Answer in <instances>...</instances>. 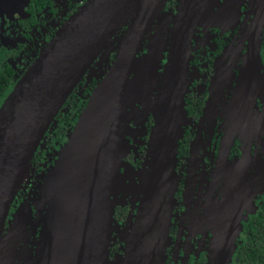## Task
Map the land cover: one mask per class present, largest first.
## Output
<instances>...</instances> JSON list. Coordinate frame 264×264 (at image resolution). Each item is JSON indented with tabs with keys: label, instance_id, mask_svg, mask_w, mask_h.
<instances>
[{
	"label": "flooded vegetation",
	"instance_id": "obj_1",
	"mask_svg": "<svg viewBox=\"0 0 264 264\" xmlns=\"http://www.w3.org/2000/svg\"><path fill=\"white\" fill-rule=\"evenodd\" d=\"M85 1L2 0L0 104ZM130 20L111 35L73 85L44 130L31 163L40 157L42 141L53 145L67 139L94 89L119 51L126 48ZM159 29L161 54L146 106L141 102L142 91L134 93L136 86L123 89L126 77L134 79V64L121 87L126 97L136 98L132 107L122 110L124 149L118 170L121 175L126 172L128 183L117 191L119 198L106 226L109 232L102 264L125 263L130 228L140 209L142 172L158 105L170 96L163 82L168 66L175 81L174 105L183 111L173 118L179 125L161 264H223V253L219 261L214 256L225 249L220 241L228 235L233 236V245L225 264H264V0H155L153 11L139 32L135 31L133 60L144 57ZM61 123L64 128L56 140L55 129ZM55 157L48 158L53 161ZM49 164H43L45 171L37 174L44 179L42 190ZM30 188L21 203L30 205L37 231L32 233L28 219L26 234L20 232L25 240L21 244L24 261L35 254L40 217L49 206L47 199L42 201L39 188L37 194V186ZM17 206L18 201L11 202L6 220ZM216 229L223 230L218 245L214 243ZM153 257L141 258L138 264H153Z\"/></svg>",
	"mask_w": 264,
	"mask_h": 264
},
{
	"label": "water",
	"instance_id": "obj_2",
	"mask_svg": "<svg viewBox=\"0 0 264 264\" xmlns=\"http://www.w3.org/2000/svg\"><path fill=\"white\" fill-rule=\"evenodd\" d=\"M145 2L146 0H86L56 32L1 102L0 243L10 204L44 130L83 71L127 19L126 10L131 7L139 9ZM136 42L137 38L129 50L122 48L119 51L106 77L94 89L67 141L59 150L61 152L63 147L67 146L68 149L70 146L57 187L58 193L62 191L63 194H54L52 211L48 212L47 218V211L43 214L38 236V240H41L40 256L35 264H101L106 260L108 231L105 234L103 231L107 222L109 223L113 206L106 210L105 201L110 185L108 175L111 177L117 171L116 153L113 151L118 148L119 142L115 127L122 104L121 87L131 62H134L136 91H140L141 83V91L147 84L150 87L161 54V47H154L152 44L153 47L150 46L144 57L133 60ZM181 111L182 106H173L170 118L171 137L166 145L161 146L157 158L152 161L150 147L143 169L146 173L151 162L157 164V170L151 175L154 174V179H157L161 188V200L156 206L161 213V222L159 231L154 234L156 251L153 264L162 263L179 125L173 118H177ZM110 147L114 149L110 150ZM55 166V179L50 184H53L52 189L56 184L59 167L56 160ZM110 181L112 182V178ZM27 205L21 203L12 213L13 228L20 229V232L29 216ZM22 213L24 217L21 218ZM15 229L10 232L17 237ZM134 233L132 255H140L141 258L142 252H149L153 241L151 242L146 225ZM225 237L220 241L225 244L222 251L223 264L229 259L230 245H233V236ZM28 260L21 264H31ZM12 262L11 257L6 259L5 256L1 264Z\"/></svg>",
	"mask_w": 264,
	"mask_h": 264
},
{
	"label": "bare ground",
	"instance_id": "obj_3",
	"mask_svg": "<svg viewBox=\"0 0 264 264\" xmlns=\"http://www.w3.org/2000/svg\"><path fill=\"white\" fill-rule=\"evenodd\" d=\"M11 3H14L15 0H10ZM154 1L155 0H146L145 4L139 8V9H133L128 8L126 10V14H127V18H131V23H130V28H129V35L130 37H128V42L125 44L127 50H129L131 47L130 45L134 42V35H135V31H137L141 25L144 23L145 19L147 18V16L149 15L150 12L153 11V7H154ZM141 10V11H140ZM140 11V12H139ZM161 34H162V30L159 29L156 33V35L154 36V42H153V46H160V38H161ZM126 41V40H125ZM152 46V47H153ZM154 49V48H153ZM150 58V56H149ZM171 58V57H170ZM147 62V61H146ZM145 62V63H146ZM164 90L165 92H167L170 96H168L167 98L161 100V102L158 105V109H157V115H156V125L154 127L153 130V135H152V140H151V149H150V160H154L157 158V153L160 151L161 146H164L167 144L168 142V138L170 135V129L172 126V120L170 121V118L172 116L173 113V106H174V102L175 100L173 99L175 96V92L176 88H175V81L171 76V66H168L166 69V75H165V79H164ZM154 81L152 82L151 86L153 85ZM150 86V87H151ZM148 86V84L144 87V89L142 90V94L143 96H141V102L144 105V107L146 106L147 103V91L150 88ZM142 89V83L140 85V91ZM139 91V92H140ZM136 92V90L134 91V93ZM123 97V96H122ZM123 101V98H122ZM122 103V102H121ZM116 130V127H115ZM116 135H117V130L115 131ZM69 147L67 149L63 147V150L60 153V156L58 157V159L56 160V163L59 164L58 170H57V179H56V184L54 189L51 188V186H53V184L50 186V184L53 182V180L55 179V174L53 175V169L55 170L57 168V166L54 167V165L51 167V169L48 172V176H47V180L45 182V187L43 188L42 194L44 196V193L47 192L48 187L50 189H52L53 191V195H52V199L50 201V205L48 206V210H47V214H46V218L48 215L49 211H52L51 207H52V202H53V196L54 194L61 196L62 191L60 193H58V185L61 179V172H62V167L66 165L67 162V158H66V154L69 151ZM114 147H110V150H113ZM110 163H108V165H110ZM54 167V168H53ZM157 168V164L156 163H150V169L145 173V178L143 179V183H142V195L140 198V209L138 211V215L136 218V221L134 222V224L131 226L130 228V233H129V238L127 241V256L124 259L125 263L124 264H138V261L144 259V260H148L149 258H152L155 251H156V243L154 240V234L155 231L158 232L160 229V222H161V213L160 210L156 208V206L160 203L161 197H160V192H161V188H159L160 183L157 181V179H154V174L153 176L151 175L153 172H155V170ZM108 174V173H107ZM107 177V176H106ZM110 175H108V182H110ZM165 186H163L164 189ZM162 189V191H163ZM45 198V197H44ZM43 202L45 201L44 199L42 200ZM24 217L23 213L21 214V218ZM43 214H41L40 219H43ZM146 225V228L148 230V234L151 238V247L149 248V254L148 257L145 259V253L142 252L141 258L140 255L138 256H133L132 255V240L133 237L135 235V231L143 226ZM44 226V225H43ZM43 228V227H42ZM220 237H223V230H215L214 231V243L218 245V239ZM40 242L41 240L39 239L36 242V248L35 250V254L31 255V257L29 258V262L31 264H35L40 256ZM213 244V242H212ZM214 245V244H213ZM221 253L222 250H217L216 254L214 256V260L219 261L221 258ZM148 264V263H146Z\"/></svg>",
	"mask_w": 264,
	"mask_h": 264
},
{
	"label": "rangeland",
	"instance_id": "obj_4",
	"mask_svg": "<svg viewBox=\"0 0 264 264\" xmlns=\"http://www.w3.org/2000/svg\"><path fill=\"white\" fill-rule=\"evenodd\" d=\"M133 64H134V62H132V64L130 65V69H131V66ZM132 71L135 72V68H133ZM129 74L131 76V73H129ZM132 77H133V75H132ZM135 78H136V75L134 76V79ZM134 79L133 78L131 79V77H128V78L126 77L124 85H123V89L133 88L135 86V83L133 82ZM121 93H122V95L124 97H122L123 101H122V104L120 105L118 120H117V123H116L117 124L116 127L118 129L117 136L119 137V142L117 143L118 148H116L113 151V153L114 154L116 153V155H117V156L115 155L116 163H117V165H116V170L117 171H116V173L115 172L113 173L114 177L112 178V182L110 181V183H109L110 185L108 186V189H107V195H106V201H105L106 202V210L108 208L110 209L111 205L113 206L114 202L116 200H118L119 196H118V192L117 191L121 189L122 185H124L125 183L126 184L128 183L126 172H124L121 175L119 173V170H118L119 166H121V161L120 160H121L122 152H123V149H124V142H123V139H122V136H121L122 135L121 132H122L123 126L125 124V121H124V119L122 117V110L124 108L128 107V106L132 107V105L135 102L136 98L135 97H133V98L132 97H130V98L126 97L125 90H124V92L122 90ZM63 128H64V123H61L60 125H58L56 127V129H55V132L57 133L56 136H55L56 140H59V138H57V136L61 135V133L63 131ZM62 141H63V139H62ZM66 141H67V139L64 140L62 142V144H60V141H57L53 145H48L45 141L41 142V145L39 146L41 155H40V157L38 158V160L36 162H33V163L30 162L29 163V166H28L27 170L24 173L22 181H21L19 187L17 188V190H16V192L14 194V197L12 199V203H16L18 201V206H19L21 204V202L23 201V198L25 197L27 189L30 188V187H31L30 189H32L34 186H37V190H36L37 194H38V188H39V194L42 197H45L43 199L44 200L47 199L48 202L51 201L52 195H53L52 189H50L48 187L47 192H45L44 196H43V194H41V190H42V184L41 183L44 182V179H43V176L41 177V176H38L37 174L38 173L40 174V173H42V171H45L43 169V167H42L43 164L48 166V164L50 163L49 165H50V169H51V167L55 164V160L58 157V152H59L61 146ZM54 150H57L56 154H55L56 157L52 161L48 157H52L53 158L55 156L54 153H53ZM113 160H115V158ZM142 173H143V179H144L145 171H143ZM47 176H48V174H47ZM124 176H126V178ZM141 177H142V174L140 173L139 178H141ZM25 203L26 202H24V204ZM27 208H29V216H27L26 221L29 218V222L31 223L30 226H32V233L35 234V232L37 231V228H36L37 224H35V222L31 219L32 218V213H31L32 211H31L30 205H27ZM12 213H14V211ZM12 213L10 214L9 218L6 220V224L4 225V227H5L4 230H3L4 234H3V237H2V240H1V243H0V264H1V262L4 259L5 256H6V259H8V257L12 258V260H13L12 264H21V263L24 262V259H25V256H24L25 254L23 252V246L21 245L22 242L24 244L25 240L23 238H21L20 229L17 230L15 228H13V225H12L13 215H12ZM25 216H26V213H25ZM107 221H108V218H107ZM107 225H108V222H107ZM106 228H105V231H103V234H105V232H107ZM109 228H110V225H109ZM13 229L16 230L15 233H16L17 237H15V234L13 232H10ZM25 230H28V223L27 222L23 226V231H25ZM108 232H109V230H108ZM22 234L25 235L26 233L23 232ZM27 234H28V232H27ZM27 236H29V235H27ZM101 264H102V262H101Z\"/></svg>",
	"mask_w": 264,
	"mask_h": 264
},
{
	"label": "trees",
	"instance_id": "obj_5",
	"mask_svg": "<svg viewBox=\"0 0 264 264\" xmlns=\"http://www.w3.org/2000/svg\"><path fill=\"white\" fill-rule=\"evenodd\" d=\"M8 93H9V92H8ZM8 93H7V94H8ZM7 94H6V96H7ZM6 96H5V97H6Z\"/></svg>",
	"mask_w": 264,
	"mask_h": 264
}]
</instances>
